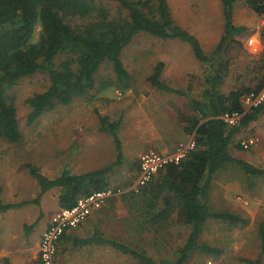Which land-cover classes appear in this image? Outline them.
Wrapping results in <instances>:
<instances>
[{
    "label": "trees",
    "instance_id": "1",
    "mask_svg": "<svg viewBox=\"0 0 264 264\" xmlns=\"http://www.w3.org/2000/svg\"><path fill=\"white\" fill-rule=\"evenodd\" d=\"M110 1L117 3L116 10L105 0H0V138L11 143L22 141L17 106L9 92L24 77L43 72L50 80L46 90L26 99L30 106L27 117L30 125L45 112L61 104H70L77 96L94 89L96 74L104 62L113 65L119 81L128 88L131 76L122 54L138 33L189 44L195 58L209 66L205 79L207 86L200 98L163 80L166 66L163 60L157 62L147 81L160 91L188 98L187 109L180 112L179 120L187 134L193 136L195 148L179 163L160 170L139 191H127L108 201L112 202L115 211L116 203L122 201L127 211L119 234L97 232L74 242L75 246L108 245L131 255L139 264H187L198 250L218 252L201 240L210 219L235 225L247 223V219L238 214L210 207L211 189L219 170L236 163L247 174L264 178V168L236 158L232 152V147L244 149L241 140L236 143V138L264 114V102L250 110H245L242 103L247 93L260 89L262 75L257 77L254 87L242 86L227 93L221 91L229 71V62L224 57L236 44L242 47L237 36L245 34L248 27L234 23V7L239 0H220L223 33L217 47L207 53L200 39L175 21L168 0ZM241 1L264 17V0ZM261 35L264 37V30ZM61 56L65 57L57 62ZM234 112L243 115L237 124L229 125L222 116ZM99 117L100 130L113 134L117 141L119 156L115 162L82 173L66 168L55 177H48L40 166L28 163L30 174L37 181L39 195L22 202H6L0 195V215L21 205L40 204L41 196L53 188L59 191V207L69 208L79 197L110 187V174L122 165L123 159L117 135L119 121L112 122L106 115ZM139 168L138 161L132 168L133 173L115 188L131 186L138 177ZM177 226L189 227V232L183 244L173 247L172 237ZM139 238L141 244L134 241ZM259 238L258 256L241 257L242 261L263 264L264 221L259 226ZM148 245L155 252L150 251Z\"/></svg>",
    "mask_w": 264,
    "mask_h": 264
},
{
    "label": "rangeland",
    "instance_id": "2",
    "mask_svg": "<svg viewBox=\"0 0 264 264\" xmlns=\"http://www.w3.org/2000/svg\"><path fill=\"white\" fill-rule=\"evenodd\" d=\"M168 1L175 21L189 27L187 29L191 33L198 34L204 41L223 33L220 0ZM105 3L114 10L118 7L115 1L105 0ZM235 10L239 22L249 26L245 34L237 36L242 47L236 44L224 57L229 62V71L221 91L226 93L242 86H256L264 64V37L261 35L264 17L241 0L235 4ZM258 35L261 37L260 43L255 41L250 44L249 39H255ZM64 57L58 58L57 62ZM122 60L131 76L128 88L125 89L119 81L113 65L104 62L96 74L94 89L77 96L70 104H61L45 112L30 125L27 124L30 106L26 99L47 89L50 85L48 75L37 72L24 77L10 90L9 94L17 106L23 138L19 143L0 138V195L4 201L22 202L39 195L37 181L30 174L28 163L40 166L48 177H55L66 168L81 173L115 162L119 156L117 141L113 134L100 130V114L108 116L112 122L119 121L117 135L121 141L123 159L122 165L110 174V186L119 185L126 176L131 175L136 162L140 163L141 155L150 150L148 141L153 134L148 132L153 130L156 135L171 132L164 126H169L167 123L174 113L166 111L164 117H159L158 129H142L139 126L147 117L138 105L130 104L131 99L142 95L155 98L163 95L158 94L159 91L147 81L157 62H165L163 79L172 87L188 90L192 96L200 98L207 86L205 79L209 66L198 61L191 46L178 39H162L140 32L124 49ZM179 99L186 102L180 110L185 112L188 98L183 96ZM176 115L178 124L181 122L178 121L179 113ZM253 134L259 138L255 146L242 150L232 147V152L236 158L264 168V114L238 135L236 143ZM188 139L181 143H186ZM152 150L160 151L158 148ZM211 190L209 204L213 210L233 212L246 218L247 223L235 225L210 219L201 240L218 252L198 250L187 264H248L240 258H256L260 252L259 226L264 221V178L249 175L241 166L231 163L219 170ZM58 193L57 188L50 189L41 196L40 204L32 202L21 205L0 215V264H33L40 234L59 210ZM126 214L125 207L119 204L114 216L107 218L109 224L105 227L109 232L119 234L122 231ZM188 232L189 227L177 226L172 237L173 247L183 244ZM134 241L142 243L140 238ZM147 248L155 252L151 246ZM79 252L81 257H71L66 264H139L131 255L110 246H103L98 251ZM163 253L167 254V250Z\"/></svg>",
    "mask_w": 264,
    "mask_h": 264
},
{
    "label": "built area",
    "instance_id": "3",
    "mask_svg": "<svg viewBox=\"0 0 264 264\" xmlns=\"http://www.w3.org/2000/svg\"><path fill=\"white\" fill-rule=\"evenodd\" d=\"M259 42L257 37L249 39V43ZM264 102V64L262 71V84L259 90L247 93L242 103L245 110L259 106ZM243 113H226L222 118L229 124L234 125L239 122ZM259 141L258 136L251 135L241 140L244 149H250ZM195 148V141L191 136L186 143L179 144L172 151L162 152L149 150L140 157V168L137 179L127 188L107 187L102 190L81 196L76 204L69 208H60L52 217L47 229L40 239L39 254L33 264H57L59 252V242L63 235L74 228L79 227L93 211L101 209L111 198L118 197L127 191H139L141 187L150 182L160 170L168 165L179 163L187 154Z\"/></svg>",
    "mask_w": 264,
    "mask_h": 264
},
{
    "label": "crops",
    "instance_id": "4",
    "mask_svg": "<svg viewBox=\"0 0 264 264\" xmlns=\"http://www.w3.org/2000/svg\"><path fill=\"white\" fill-rule=\"evenodd\" d=\"M233 20H234L235 25H237V26H247V27L249 26L245 22H239L238 18L236 17L235 7H234ZM181 26H183L186 29L189 28L185 25H181ZM223 28H224V26H223ZM197 37L200 39L201 44L203 46V49L207 53H211L217 47V45H218V43L222 37V34L219 35L217 38L215 37L212 39H206L205 41L201 36L198 35ZM256 37H257V39H259V43H260V40H261L260 35H258ZM158 91H159L158 94L162 93L163 95L158 96L157 98H155L153 96L148 97V96L142 95V97H140V98L131 99L130 104H132L133 106L138 105L139 109L142 110L144 112L145 117H147L146 120L141 122L142 124L140 126L138 125L139 127H142V129H147V130L155 129L156 130V129H158L157 123L159 122L158 121L159 117H161L162 115L164 117L166 111L174 113L171 120L167 123L169 125L167 127H169V128L164 126V129H170L171 132H167V133L165 132V134H161V132H159V133H157V135L155 133H153V130L148 132L151 135L153 134V137H151L150 140L148 141V143L150 144L149 149L152 150V148H158L162 152H167V151H172V150L176 149L178 144L186 141L188 138L191 137L185 131V128H184V125L182 122H178L179 125L177 124V122H176L177 115L175 116V114H177V113L180 114V112H181L180 110H182L184 108V103H186V102H185V100L182 101L181 99H179L180 97H183V95H179L176 93H170V92L168 95H165V93H166L165 91H160V90H158ZM195 97H198V96H195ZM145 121H148V122L145 123ZM178 121H179V119H178ZM172 122H174V124H177V125H174ZM162 135H164V137H162ZM184 136L186 138H184ZM73 172H76V171L73 170ZM76 173H80V172H76ZM211 192H212V190H211ZM119 204H121L124 207L122 201H118L116 203V210H117ZM58 209H60V207ZM114 213H115V210L112 207V202H107L101 209L93 211L92 214L79 227L74 228V229L66 232L64 237L61 238V240L59 242V252H58V257H57V264H62V263L66 264L68 261H71V257H75V256L78 258L81 257V254H80L81 252H79V251H82V250L93 251L94 249H96L98 251V250H102L103 246L108 247V245L97 244V243H92V244L85 245V246H75L74 242L76 239L91 237L94 233H97V232L99 234L102 232L107 233L106 235L110 234L111 232H109V229L106 228L105 225L108 226L109 223L107 224V222H108L107 218L113 217ZM52 217H51V219H52ZM51 219L46 223L43 231L41 232L40 239H41L43 232L49 226ZM38 243H39L38 252H37L36 256L34 257V259L32 260V262H34L36 260V258L38 257V254H39L40 240H38ZM93 246H95V248H93ZM96 246L98 248H96ZM60 256L62 258H60ZM26 264H27V262H26Z\"/></svg>",
    "mask_w": 264,
    "mask_h": 264
}]
</instances>
